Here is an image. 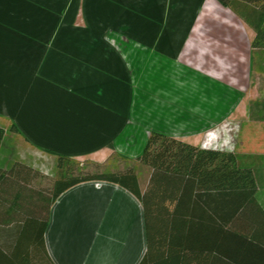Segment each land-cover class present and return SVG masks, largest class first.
Here are the masks:
<instances>
[{
  "label": "crops",
  "instance_id": "1",
  "mask_svg": "<svg viewBox=\"0 0 264 264\" xmlns=\"http://www.w3.org/2000/svg\"><path fill=\"white\" fill-rule=\"evenodd\" d=\"M111 1L96 4L106 10L107 22L118 12L111 4L120 13L137 4V11H143V17L153 23L157 0ZM162 1V8L170 10L168 16L174 20L168 23L167 14H162L153 42L157 43L162 38L159 33L166 30L177 32L181 39L166 38L170 49H178L172 55L185 60V65L195 59L199 73L220 81L227 80L230 72L245 70L246 65L250 69L251 57L248 63L246 57L251 41H247L244 23L233 12L216 0ZM43 56L45 52L37 51L12 60L0 59V127L4 129L0 170L5 171L0 177V227L40 226L46 220L43 241L53 264H139L147 245L143 208L134 195L113 183L88 181L67 189L50 205L49 191L39 186L38 180L56 169L59 156L104 161L116 151L136 160L150 134L145 132L134 144L125 133L130 111L127 104L133 95L128 90L127 102L113 105L112 91L103 98V86L97 89L91 78L66 68L64 53ZM151 62L149 74L155 82L144 88L153 89L158 100L149 105L157 122L148 128L159 125L174 139L212 129L221 114L218 110L228 108L233 95L219 92L222 98L216 99L209 96L216 88L203 83L202 77L159 57ZM105 63L114 66L113 59ZM126 64L134 69L131 59ZM102 82L107 88V79ZM12 125L15 130H11ZM15 164L22 166L18 173H7ZM150 172L145 181H138L141 190Z\"/></svg>",
  "mask_w": 264,
  "mask_h": 264
},
{
  "label": "rangeland",
  "instance_id": "2",
  "mask_svg": "<svg viewBox=\"0 0 264 264\" xmlns=\"http://www.w3.org/2000/svg\"><path fill=\"white\" fill-rule=\"evenodd\" d=\"M90 1L0 0V12L4 10L2 13H5L0 15V59L12 60L25 52L30 55L37 51L45 52L46 56H43L45 58L64 53L66 68L72 69L74 74L91 78L90 83L97 89L103 86V98L107 99V95L112 91L113 105L125 102L127 98L125 92L129 90L133 98L130 97L127 104L130 111L125 133H128L127 137L134 144L138 143L145 132L147 136L151 132L168 136L159 125H156L157 129L148 128L152 122L153 124L157 122L156 117L151 116L153 113L149 105L153 100H158L153 89L144 88L147 85L153 86L155 82L153 75L149 74L153 70L151 60L159 57L185 68L190 74L202 77L203 83L216 88L215 92H210L209 95L216 99L222 98L219 92H230L233 100L228 108H224L222 112L218 110L221 114L212 129L187 138L175 139L191 142L198 148L235 155L239 166L250 168L255 174L259 183L257 200L264 205V121L251 120L252 114L260 110L259 106L254 104L264 102V50L252 51L249 44L246 61L248 63V58L251 57L250 69L247 70L246 65L245 70L240 73L230 72L227 80L220 81L206 73H199L195 69V66L199 65L195 59L190 60L189 65H185V60L180 61L179 57L178 59L172 55L178 49H170L166 38L169 35L172 36L169 41L181 39L177 32L170 34L166 30L167 32L159 33L162 38L159 37L157 43L153 42V33L159 28L162 14H167L166 22L174 20L168 16L170 10L165 12L162 8V0L155 3L157 11L151 19L153 22L151 25L149 19L143 17L144 12L137 11V4L125 8L122 13L111 4L118 12L109 23L106 10L97 7L96 4L111 0ZM174 24L179 27L183 25L182 22ZM242 25L246 31L247 41L250 42L253 33L248 26ZM207 53L210 54L211 51ZM112 59L113 68L107 67L105 60ZM128 59L133 62L132 70L126 64ZM225 66L229 68V65ZM107 68L111 71L109 72ZM216 74L218 77L221 76V73ZM148 75H151V78H148ZM103 79H107V88H104ZM65 166L69 168L68 175L73 177L86 173L125 171L131 168L138 172L137 179L140 184L146 180L149 172L148 168L136 160L127 159L116 151L104 161L91 158L69 159ZM59 174L57 168L48 172L46 176L38 179L39 186L50 193L53 182L60 177Z\"/></svg>",
  "mask_w": 264,
  "mask_h": 264
},
{
  "label": "trees",
  "instance_id": "3",
  "mask_svg": "<svg viewBox=\"0 0 264 264\" xmlns=\"http://www.w3.org/2000/svg\"><path fill=\"white\" fill-rule=\"evenodd\" d=\"M216 1L251 29V50H264V0ZM254 105L260 110L251 120L264 121V102ZM3 136L0 127V144ZM69 159L57 157L60 177L53 182L49 204L67 189L88 181L126 189L143 208L147 248L139 264H264V205L256 196L259 183L232 153L150 133L136 159L151 171L144 190L131 168L69 176L65 166ZM20 168L15 164L7 173H18ZM4 174L0 170V177ZM46 224L44 220L40 226L0 227V264H53L43 241Z\"/></svg>",
  "mask_w": 264,
  "mask_h": 264
},
{
  "label": "bare ground",
  "instance_id": "4",
  "mask_svg": "<svg viewBox=\"0 0 264 264\" xmlns=\"http://www.w3.org/2000/svg\"><path fill=\"white\" fill-rule=\"evenodd\" d=\"M42 96H43V95H42ZM42 96H41V97H42ZM42 99H43V98H42Z\"/></svg>",
  "mask_w": 264,
  "mask_h": 264
}]
</instances>
